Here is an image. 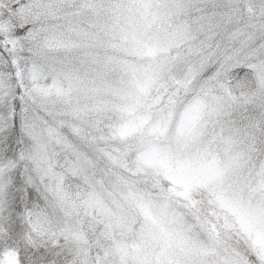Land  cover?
Segmentation results:
<instances>
[{
  "label": "snow or ice",
  "instance_id": "obj_1",
  "mask_svg": "<svg viewBox=\"0 0 264 264\" xmlns=\"http://www.w3.org/2000/svg\"><path fill=\"white\" fill-rule=\"evenodd\" d=\"M0 264H264V0H0Z\"/></svg>",
  "mask_w": 264,
  "mask_h": 264
}]
</instances>
